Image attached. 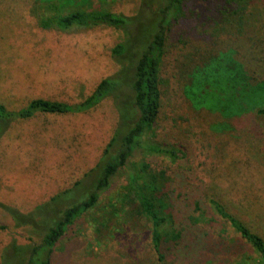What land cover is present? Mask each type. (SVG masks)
Listing matches in <instances>:
<instances>
[{
    "label": "rangeland",
    "instance_id": "rangeland-1",
    "mask_svg": "<svg viewBox=\"0 0 264 264\" xmlns=\"http://www.w3.org/2000/svg\"><path fill=\"white\" fill-rule=\"evenodd\" d=\"M59 1L0 0V103L9 111H20L34 99L76 106L103 79H118L122 87L89 112L1 122L0 264H28L33 248L43 242L48 219L54 218L48 207L52 198L72 189L70 198L55 202L59 211L91 192L104 151L134 112L128 86L134 56L163 5V0ZM223 1L233 6L232 13L199 20L195 33L181 37L180 44L171 38L172 60L162 74L168 98L148 139L159 146L188 145V118L180 105L184 88L202 124L200 136L215 149L208 194L222 199L264 238V116L257 114L264 108V0ZM78 9L136 21L126 34L108 27L63 31L45 20ZM120 43L130 47L118 60L112 49ZM151 158L160 159L138 150L97 205L43 259L50 264H176L173 258L158 262L151 223L129 187L131 174L140 175ZM209 218L206 227L225 233L237 251L231 258L200 254L196 264H264L230 226L215 215Z\"/></svg>",
    "mask_w": 264,
    "mask_h": 264
},
{
    "label": "trees",
    "instance_id": "trees-1",
    "mask_svg": "<svg viewBox=\"0 0 264 264\" xmlns=\"http://www.w3.org/2000/svg\"><path fill=\"white\" fill-rule=\"evenodd\" d=\"M224 3L223 0H163L156 20L151 23L154 24L152 33L148 38L139 37L140 51L138 56H134L136 62L131 69L128 84L130 106L134 112L131 117L124 119L125 122L121 124L118 132H115L104 151L99 165L100 173L91 192L64 210L57 211L54 205L63 202V198H70L67 195L72 193V189L49 201L48 204L51 205L48 207H53L51 214L54 218L48 219L43 242L33 248L28 264H50V259H43L44 255L51 254L69 227L97 205L101 194L111 188L113 179L123 168L129 166L138 150L160 158L147 160L140 175L131 174L129 180V187L134 192L142 213L151 223L150 240L158 262L163 263L173 258L176 264H196V256L200 254L211 257L222 253L224 257L231 258L237 249L228 244L226 234L212 225L206 227L212 215L218 217L222 225L230 226L264 261V238L248 227L222 199L208 194L210 176L212 172L214 174L215 169V149L209 140L200 136L202 124L184 88L180 89L181 96L184 93L181 97L184 102L180 101V105L188 118V145L159 146L148 139L159 123L168 98L162 74L172 60L173 52L169 45L171 38H175L180 44L181 37L195 33V23L199 20L215 18L218 14L226 17L233 6H225ZM231 4H234L233 0ZM52 8L54 11L58 9L56 6ZM45 20L63 31L108 27L122 30L126 34L136 21L122 14L85 9L56 14ZM129 45L130 43L117 44L112 49L113 56L120 60L129 50ZM121 87L122 83L118 79H103L94 88L93 93L76 106L61 101L34 99L20 111H9L0 103V124L6 121L30 120L40 114L77 115L89 112ZM257 114L264 116V108L258 109ZM191 115L196 116L192 118ZM116 144L117 153L111 155L110 151ZM167 157H171L176 165L173 166ZM80 183H76L75 187H79ZM157 184L160 189H157ZM150 192L156 195L159 193L161 197H153ZM11 215L18 220V215ZM40 252L42 259L39 258Z\"/></svg>",
    "mask_w": 264,
    "mask_h": 264
}]
</instances>
